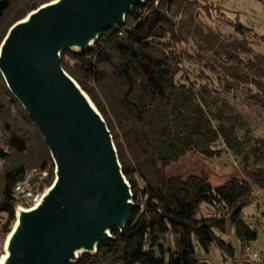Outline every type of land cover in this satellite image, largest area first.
Here are the masks:
<instances>
[{
    "label": "trees",
    "instance_id": "trees-1",
    "mask_svg": "<svg viewBox=\"0 0 264 264\" xmlns=\"http://www.w3.org/2000/svg\"><path fill=\"white\" fill-rule=\"evenodd\" d=\"M52 1L28 0L0 31V46L14 24ZM200 9L204 7L197 0H150L127 16L124 27L103 34L91 50L62 55L65 71L105 118L137 204L125 233L114 232V241L102 245L96 256H83L77 264H208L205 257L215 246L234 256V248L222 238L231 230L244 252L258 241L257 230L245 221L243 211L264 194V186L231 185L223 191L158 181L150 157L125 122L128 117L149 133L150 152L163 167H169L176 154L191 146L208 160L219 159L227 151L241 166L264 174V139H250V133L243 134L239 119L225 115L224 110L213 112L210 102L230 104L241 99L246 107L264 113V81L233 74L229 76L232 84L222 85L210 60L181 49L184 40L175 18L193 16ZM11 11V1L0 0V30ZM231 28L241 36L254 33L241 24ZM6 95L30 120L39 152L37 163L12 167L3 179L0 217L6 220L2 233L8 237L16 221L15 186L37 170L49 172L44 186L50 188L55 165L38 126L0 73V119L11 134L9 146L20 155L28 150L27 138L13 132L9 124ZM161 109L172 117L174 127L161 121ZM3 254L0 246V256Z\"/></svg>",
    "mask_w": 264,
    "mask_h": 264
},
{
    "label": "water",
    "instance_id": "water-1",
    "mask_svg": "<svg viewBox=\"0 0 264 264\" xmlns=\"http://www.w3.org/2000/svg\"><path fill=\"white\" fill-rule=\"evenodd\" d=\"M150 0H54L14 24L0 46V73L38 126L55 181L31 209L16 207L0 264H77L125 233L137 204L109 126L62 66L124 27Z\"/></svg>",
    "mask_w": 264,
    "mask_h": 264
},
{
    "label": "rangeland",
    "instance_id": "rangeland-1",
    "mask_svg": "<svg viewBox=\"0 0 264 264\" xmlns=\"http://www.w3.org/2000/svg\"><path fill=\"white\" fill-rule=\"evenodd\" d=\"M10 1L12 11L8 14L1 32L12 21L14 13L20 10L28 0ZM197 1L204 9H200L193 16L175 18L180 37L184 40L181 49L191 55L199 54L210 60L219 72L222 85H231L229 76L233 74L250 78L256 76L264 81V0ZM238 24L254 33H248L247 36L236 34L231 25ZM242 42H247L245 47L240 46ZM210 102L211 105L213 104V112L224 110L225 115L239 119V125L244 127L243 134L250 133V139H264L263 112L246 107L245 101L241 99H233L230 104L217 103L212 99ZM4 105L5 111L11 112L9 124L13 132L27 138L28 150L24 155H20L9 146L11 134L6 130L5 120L0 119V195L3 179L10 168L22 164L30 165L39 160L38 147L30 120L14 103L10 102L7 95ZM160 118L164 124H171L174 127L172 117L162 109ZM125 122L132 129L144 154L150 157V164L158 181L165 180L177 184L186 182L198 189L223 191H228L231 185L236 188L245 185L264 186L263 173L251 167L241 166L227 151L219 159L208 160L194 147L186 146L173 157L169 167H163L150 152L149 133L128 117H125ZM43 190L46 191L47 187L43 186ZM243 214L245 221L257 230L258 241L244 252L240 240L231 230L222 238L232 245L234 256H229L215 246L211 254L205 257L208 264H264V194H259L257 200L244 209ZM5 222L6 220L1 216L0 246L3 253L7 240L2 233Z\"/></svg>",
    "mask_w": 264,
    "mask_h": 264
},
{
    "label": "built area",
    "instance_id": "built-area-1",
    "mask_svg": "<svg viewBox=\"0 0 264 264\" xmlns=\"http://www.w3.org/2000/svg\"><path fill=\"white\" fill-rule=\"evenodd\" d=\"M48 179V171L41 172L34 170L29 172L13 190V199L16 207L20 206L25 209H31L38 205L45 192V190H43V186L46 184Z\"/></svg>",
    "mask_w": 264,
    "mask_h": 264
}]
</instances>
